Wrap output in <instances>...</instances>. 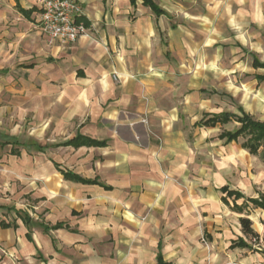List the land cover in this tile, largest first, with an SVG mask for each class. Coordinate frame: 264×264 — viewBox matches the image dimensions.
<instances>
[{
    "label": "crops",
    "instance_id": "1",
    "mask_svg": "<svg viewBox=\"0 0 264 264\" xmlns=\"http://www.w3.org/2000/svg\"><path fill=\"white\" fill-rule=\"evenodd\" d=\"M152 1L79 0L91 37L61 45L37 0H0L26 48L0 67L22 99L0 109L21 120L0 130V264H264V154L201 124L253 115L208 85H264V0Z\"/></svg>",
    "mask_w": 264,
    "mask_h": 264
},
{
    "label": "rangeland",
    "instance_id": "2",
    "mask_svg": "<svg viewBox=\"0 0 264 264\" xmlns=\"http://www.w3.org/2000/svg\"><path fill=\"white\" fill-rule=\"evenodd\" d=\"M3 1L5 2L6 0ZM9 4L10 3H8V5ZM8 5L0 3V10L9 8ZM189 12H193L196 14L201 11ZM4 14L0 15V27H2L3 25L7 26L8 28H2V30H0V67L17 65L16 63L21 62L22 56L26 52V48L22 42L23 38H21V35L17 36L14 32L12 33L10 31V25L12 22H15V18L12 17V19L11 17ZM185 21L190 22L193 20L187 17L185 18ZM12 34L13 37L10 36ZM229 57V52H227L226 55H223V59L225 60L230 59ZM12 62L13 64H11ZM223 66L225 68H229L230 64L226 62L225 64H223ZM223 75L227 76H224L225 78H220L218 76L216 80L209 81L208 85V88H214L224 94L227 93L228 96H225L223 99L226 105H223L222 109L238 112L236 105H239V103H243L247 110L252 113L256 119L264 121V85H259L256 81H253L254 79L253 77H251V75H246L240 78L239 75L242 76L240 73L237 79L229 78L230 73H228V71ZM7 83L8 82L6 79L0 78V109L3 110L7 101L11 102L14 106H20L22 101L21 95L18 94V92L10 93L4 90V88H6L8 85H11L10 83ZM13 83L15 87H19L18 79L16 77ZM231 94H236V98L231 99L229 97L231 96ZM7 95H10V97H8ZM20 121V118L17 117L12 118L11 120V117L8 118L3 112V114L0 115V130L9 131L11 129L9 125H11V123L20 124ZM235 127L234 125H229L227 129H234ZM19 130L21 131V129ZM219 133L220 131L217 130L215 131L214 135H218ZM202 242L205 244H208L209 242L205 235H203Z\"/></svg>",
    "mask_w": 264,
    "mask_h": 264
},
{
    "label": "trees",
    "instance_id": "3",
    "mask_svg": "<svg viewBox=\"0 0 264 264\" xmlns=\"http://www.w3.org/2000/svg\"><path fill=\"white\" fill-rule=\"evenodd\" d=\"M136 0H132L134 3ZM144 4L151 7V9L157 13L161 14V9L152 1V0H144ZM82 22L85 27L87 26L86 21L81 17L78 19V23ZM253 66L256 69H264V63H261L260 60L254 57ZM255 78L264 83V74L263 75H256ZM240 114L231 113V112H222L220 114H214L210 117L206 116L201 121V124L204 126H215L216 124L220 123L222 125L228 124L230 122H237L239 126L234 131H223L220 134V138L226 140V142H233L237 141L239 138H244L245 142L243 143V147L247 149L252 155H259L264 154V121H260L256 119L253 115L246 113L242 108H239ZM82 139L78 138L77 140ZM91 144L88 142L87 139L82 140L81 142L70 141L65 144ZM228 194L234 195L236 194L237 197L241 196L240 193L229 191ZM250 202L258 207L264 209V196H261L260 199H249ZM241 224L243 227V231L245 234L256 237V233L252 229V223L249 219H242ZM238 245L247 246L244 244L243 241L239 242ZM159 264H168L164 262L162 256L158 258Z\"/></svg>",
    "mask_w": 264,
    "mask_h": 264
},
{
    "label": "built area",
    "instance_id": "4",
    "mask_svg": "<svg viewBox=\"0 0 264 264\" xmlns=\"http://www.w3.org/2000/svg\"><path fill=\"white\" fill-rule=\"evenodd\" d=\"M41 13V29L49 44L67 45L91 33L78 19L84 9L79 0H37Z\"/></svg>",
    "mask_w": 264,
    "mask_h": 264
}]
</instances>
